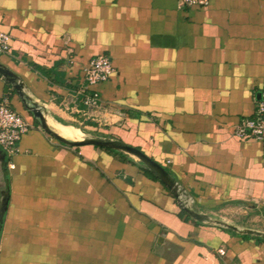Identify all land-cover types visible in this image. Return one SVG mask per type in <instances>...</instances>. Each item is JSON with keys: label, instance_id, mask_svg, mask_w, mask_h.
<instances>
[{"label": "crops", "instance_id": "0c3cea01", "mask_svg": "<svg viewBox=\"0 0 264 264\" xmlns=\"http://www.w3.org/2000/svg\"><path fill=\"white\" fill-rule=\"evenodd\" d=\"M0 29V63L59 132L91 121L164 165L182 203L264 228L263 146L235 135L264 93V0H0ZM102 54L114 73L89 120L77 90ZM4 99L31 129L0 146V264H264V240L194 219L134 157L44 131L0 73Z\"/></svg>", "mask_w": 264, "mask_h": 264}, {"label": "built area", "instance_id": "2783aa9c", "mask_svg": "<svg viewBox=\"0 0 264 264\" xmlns=\"http://www.w3.org/2000/svg\"><path fill=\"white\" fill-rule=\"evenodd\" d=\"M179 7L207 6L209 0H178ZM12 36L0 29V52L9 53ZM114 73L113 63L108 55H98L92 58L82 69V77L77 93L82 102L87 119L97 118L96 112L103 105L98 85L106 82ZM31 129V124L8 99L0 101V146L12 154L17 150L22 136ZM235 135L240 138H254L262 143L264 154V93L259 99L253 117L243 119L235 129Z\"/></svg>", "mask_w": 264, "mask_h": 264}, {"label": "water", "instance_id": "95a60500", "mask_svg": "<svg viewBox=\"0 0 264 264\" xmlns=\"http://www.w3.org/2000/svg\"><path fill=\"white\" fill-rule=\"evenodd\" d=\"M0 73L18 90V92L20 93L24 101L27 103V108L33 113L35 118L38 119L44 131L52 135L62 144L67 145V146L94 145L97 147H107L115 151L127 154L131 157H135L140 160L141 162L140 165L144 169H148L149 171H151L162 183H164L170 189V191L178 199V202L180 203L181 207L194 219H197L205 223H211V224H216L222 227H226L228 229L237 231L239 233L255 235V236L264 238L263 231L255 230V229L242 230L233 224L211 218L208 215L201 214L197 212L195 209L182 203L181 190L176 180L172 177L171 173L168 171V169L164 165L159 163L154 158L150 157L142 149L134 145L128 144L124 141L117 140L115 138L88 137L85 134V132H84L83 139L81 140H73V139H69V138L62 136L58 132V130L54 127V125L56 124H53V125L49 124L47 117L42 107L40 106V104L38 102L32 101L30 97L26 96V94L23 91L24 83L19 79V77L10 68H8L6 65L2 63H0ZM60 124L69 125L65 123H60ZM71 126H74V125H71Z\"/></svg>", "mask_w": 264, "mask_h": 264}, {"label": "rangeland", "instance_id": "374dc122", "mask_svg": "<svg viewBox=\"0 0 264 264\" xmlns=\"http://www.w3.org/2000/svg\"><path fill=\"white\" fill-rule=\"evenodd\" d=\"M75 125H78V127L77 128H79L82 132H83V134H84V132H85V134L88 136V137H104V138H115V139H117V140H120L119 138H117V137H115V136H113V135H109V134H107V133H105V132H102V131H99V130H96V129H93V128H91V127H86L84 124H79V123H77V124H75ZM76 127V126H75ZM81 127V128H80ZM122 141V140H121ZM67 146V145H66ZM82 146H85V145H82ZM67 147H70V148H78V147H80V146H67ZM117 156H119V157H122L123 159H125L126 160V158H130V156L129 155H127V154H124V153H122V152H119V153H115ZM135 158V157H134ZM136 159V161H137V163L138 164H140L141 162H140V160L139 159H137V158H135ZM117 174H119L118 176H121L122 174L120 173V172H118ZM248 217L250 216V214H248L247 215ZM245 223H247V221H245ZM244 223V224H245ZM249 223V226L250 227H252V226H254V225H257V226H259L260 225V222H257V221H255L254 223H251V222H248ZM247 226H248V224H246ZM246 225H244L243 227H241L242 228V230H244V229H255V230H260V231H263L264 232V228L261 230V229H256V228H250V227H245ZM233 264V263H232Z\"/></svg>", "mask_w": 264, "mask_h": 264}, {"label": "trees", "instance_id": "16d2710c", "mask_svg": "<svg viewBox=\"0 0 264 264\" xmlns=\"http://www.w3.org/2000/svg\"><path fill=\"white\" fill-rule=\"evenodd\" d=\"M84 125H85L86 127H91V128H93V129H96V130H97L96 125H95L94 123H92L91 121H87V122H85ZM99 148L104 149V150H108V151H111V152H114V153H119L118 151H115V150L110 149V148H107V147H99ZM144 171H145L146 174H148V175L151 176L152 178H155V179L159 180V179H158V178H157V177H156L151 171H149L148 169H145ZM164 185H165V184H164ZM165 186H166V185H165ZM166 187H167V186H166ZM167 189H169V188L167 187ZM259 239L264 240L263 237H260Z\"/></svg>", "mask_w": 264, "mask_h": 264}, {"label": "bare ground", "instance_id": "6f19581e", "mask_svg": "<svg viewBox=\"0 0 264 264\" xmlns=\"http://www.w3.org/2000/svg\"><path fill=\"white\" fill-rule=\"evenodd\" d=\"M59 132V131H58ZM65 132H69V133H73L74 135H76V132L72 130V128L70 127H66ZM62 136L69 138V139H73V140H81V139H77L76 137L72 136V135H68L62 132H59Z\"/></svg>", "mask_w": 264, "mask_h": 264}]
</instances>
